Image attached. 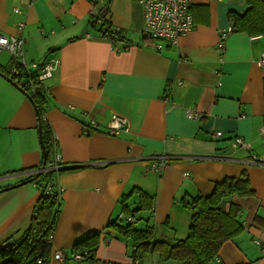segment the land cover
Returning <instances> with one entry per match:
<instances>
[{"label": "crops", "instance_id": "obj_1", "mask_svg": "<svg viewBox=\"0 0 264 264\" xmlns=\"http://www.w3.org/2000/svg\"><path fill=\"white\" fill-rule=\"evenodd\" d=\"M245 5L193 0L191 31L157 51L141 36L144 10L135 0H0V33L17 35L16 26L24 24L25 60H59L36 97L44 104L39 110L52 158L60 156L66 170L53 179L61 195L51 256L61 252L63 264H86L73 258V245L99 232L94 264H130L134 257L144 264L138 251L131 255L130 242L108 227L132 216V189L152 200L150 210L133 216L148 218L139 228L158 227L155 241L171 243L186 237L191 199L246 173L254 195L232 197L247 216L242 231L207 264H264V165L251 160L252 154L264 157V34L231 32L222 52L216 45L218 31L232 24L228 13H243ZM92 20L95 26L82 34ZM107 24L120 33L114 41L99 31ZM9 65L10 55L1 51L0 73L7 77ZM187 110L199 117H187ZM38 116L32 102L0 76V189L23 182L40 166ZM112 116L126 121L127 130L117 136L106 127ZM216 131L221 137L213 136ZM235 138L250 149L231 148ZM163 154L170 156L164 170H150V160ZM40 190L25 183L0 192V244L28 226ZM50 258L48 264H62Z\"/></svg>", "mask_w": 264, "mask_h": 264}, {"label": "trees", "instance_id": "obj_2", "mask_svg": "<svg viewBox=\"0 0 264 264\" xmlns=\"http://www.w3.org/2000/svg\"><path fill=\"white\" fill-rule=\"evenodd\" d=\"M245 2L246 9L243 13H228V19L232 22V32H244L250 36L264 34V0H245ZM99 31L102 37L110 41L116 40L120 34L115 29H111L108 24L104 28L100 27ZM113 37L115 38L112 39ZM38 120L41 134L44 137L42 142L45 145L46 160L44 164L41 162L40 166L35 168L36 170L28 174L24 181L34 183L41 189L39 198L28 226L13 232L0 244V264H38V260H40V264H48L51 259V236L54 233L56 218L59 214L57 205H60V200H57L56 196L57 186L53 179H55V175L66 170H63L59 163L54 162L51 155V144L46 140V127L43 125L41 117ZM48 182L52 184L53 196L44 193ZM132 190V193H136L137 197V202H134L135 208L131 210L132 216L150 210L152 208L151 196L138 188ZM252 195H254V191L250 188L246 173L237 178H226L217 183L210 195H198L191 199L192 203L186 204L191 213L186 237L174 239L171 243L155 241L152 226L146 225L136 229L132 228L131 224L123 225L118 222H110L108 227L121 233L130 242L133 248L131 253L133 257L135 252L150 248L152 253L158 254L161 261L173 260L179 264H207L215 259L217 250L222 243L234 238L242 231V225L234 223L235 214L232 212L233 210L236 213L238 206L234 205L230 198ZM226 201L228 204L224 208L223 204ZM122 211L125 214L129 212L127 205H123ZM137 218L145 220L144 222L148 219L140 216ZM260 220L262 219L255 218L256 222H260ZM99 242V232L88 233L83 240L74 243L72 252L74 254L86 251L87 254L80 261L94 264L96 260L93 255L100 245Z\"/></svg>", "mask_w": 264, "mask_h": 264}, {"label": "built area", "instance_id": "obj_3", "mask_svg": "<svg viewBox=\"0 0 264 264\" xmlns=\"http://www.w3.org/2000/svg\"><path fill=\"white\" fill-rule=\"evenodd\" d=\"M143 6L144 10V25L142 28V35L145 40L149 41L154 48L159 51L162 49L163 43H168L170 45H177L179 40L186 35L187 32H190L194 26L193 16L190 12L191 4L193 0H135ZM20 12L19 8L14 10ZM92 12V11H91ZM95 12V13H94ZM94 15H96V10H93ZM97 22L104 23L103 19H97ZM23 27L24 24L20 23L16 26L18 34L5 36L0 33V52L6 51L7 54L11 57V65H9V77L10 79L17 82L19 86L26 92L30 97L35 100L36 107L38 109V117H42L43 114L40 112L44 104L36 97L39 94L40 87L44 82L51 79L53 73L58 70L59 60L55 56H49L42 61H26L24 57V36H23ZM102 27V26H101ZM116 29L115 31H117ZM233 31V27L230 25L226 28H221L218 31V43L217 49L219 52H222L224 49L223 43L227 40L228 36ZM113 37L112 39H114ZM260 65L263 66L264 59L260 61ZM179 84L181 82H178ZM187 117L191 119H197L199 113L194 112L193 110H187ZM42 122L45 121V118H41ZM91 124L96 126V122L92 121ZM126 121L120 117L112 116L111 121L109 122L108 130L109 134L113 136L119 135L121 132L126 131ZM222 132L216 131L213 136L216 138L221 137ZM260 134L264 135V126L261 128ZM237 147L249 150V144L244 142L241 138H235L231 148L238 149ZM167 154L152 158L150 160L149 169L154 172H161L166 167V162L169 160ZM252 161L257 165H264V157L258 158L256 155H251ZM55 162H60V156L55 155ZM188 173L183 174L187 176ZM52 184L48 182L45 186L44 193L50 194L53 196L51 191ZM61 190H57V200H60ZM130 222H132L133 216L127 217ZM52 239V236H51ZM259 241H256V245L259 244ZM87 252L76 253L73 258L77 261L83 260V256ZM54 260L64 263V258L62 257L61 252H56L51 256ZM72 257V256H71ZM216 259V258H215ZM136 258H133L130 264H139L135 262ZM40 264V260L37 262Z\"/></svg>", "mask_w": 264, "mask_h": 264}, {"label": "rangeland", "instance_id": "obj_4", "mask_svg": "<svg viewBox=\"0 0 264 264\" xmlns=\"http://www.w3.org/2000/svg\"><path fill=\"white\" fill-rule=\"evenodd\" d=\"M54 162H55V159H54ZM55 163H57V162H55ZM223 181V180H222ZM222 181H220V182H222ZM220 182H215V184H214V186L217 184V183H220ZM214 186H212V189L210 190V192L207 194V193H203V196H208V195H210V193L214 190ZM233 197H237V196H233ZM231 199V202L233 203V201H232V197L230 198ZM227 204H228V201H226L224 204H223V207L224 208H226L227 207ZM234 205H236V206H238L237 204H235V203H233ZM232 212H234V214H235V222L234 223H236L237 222V224H239V226L240 225H242V223L247 219V216H245L246 214H243L242 212H241V208L238 206V210H237V212L235 213V211H233L232 210ZM254 218H259L258 216H255ZM119 223L120 224H123V225H127V224H131L133 227H134V225L136 226V227H138L139 228V226H143V221L142 220H138V218H137V220L136 219H134V218H132V222H130L129 220H128V218H125L124 216L122 217V219H119ZM244 224V223H243ZM152 225V224H151ZM243 226V225H242ZM132 227V228H133ZM154 228V227H153ZM160 230V228H158V227H156V228H154V233H155V238H154V240H157V239H159V237H158V234H156V232L158 233V231ZM153 242V241H152ZM151 253V251H148V250H139L138 252H137V254H138V257L141 259V261L143 260L144 261V264H162V262H164V261H161L160 259L157 261V262H155V261H152L151 259H148V258H150V256L151 255H153V254H150ZM168 264H179L178 262H176V261H173V260H170L169 261V263Z\"/></svg>", "mask_w": 264, "mask_h": 264}, {"label": "water", "instance_id": "obj_5", "mask_svg": "<svg viewBox=\"0 0 264 264\" xmlns=\"http://www.w3.org/2000/svg\"><path fill=\"white\" fill-rule=\"evenodd\" d=\"M106 10H107V6L104 8V10H102V13H101L102 16L104 15ZM94 23L95 22L93 20L90 21V23L88 24L89 26L85 28V30L82 32V34H85V32H87L90 27L95 26ZM0 76H2L3 78H5V80H7L9 83H11L13 86H15V88L18 89V92L19 91L22 92L32 102L33 106L37 110V107H36V104H35L36 102L26 92H23L24 90L21 88V86L17 85L16 82H14L12 79H9V77H7L6 75H4L2 73H0ZM40 129L41 128H40V124H39V126L37 128V130H38V140H39L38 143L40 144V148H41V151H42V154H41L42 155V162L44 164L45 160H46V155H45L46 154V150H45L44 142H42L43 138H42V134H41V130ZM62 169L64 170V168H62ZM25 183H28V182L27 181H23V182H20V183L14 185V186L7 187V188H4V189H0V192L8 190V189L16 188V187L21 186V185H23Z\"/></svg>", "mask_w": 264, "mask_h": 264}]
</instances>
